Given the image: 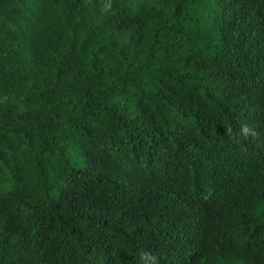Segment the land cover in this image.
Listing matches in <instances>:
<instances>
[{
  "label": "trees",
  "instance_id": "trees-1",
  "mask_svg": "<svg viewBox=\"0 0 264 264\" xmlns=\"http://www.w3.org/2000/svg\"><path fill=\"white\" fill-rule=\"evenodd\" d=\"M142 252L264 264V0H0V264Z\"/></svg>",
  "mask_w": 264,
  "mask_h": 264
},
{
  "label": "clouds",
  "instance_id": "clouds-1",
  "mask_svg": "<svg viewBox=\"0 0 264 264\" xmlns=\"http://www.w3.org/2000/svg\"><path fill=\"white\" fill-rule=\"evenodd\" d=\"M240 132L244 138H248L249 136L256 137L258 135L256 133V131L254 130V128L250 127L248 124L242 125ZM225 134L228 135L232 139H236V137H234L232 135V129L231 128L226 129ZM141 256H142V258L146 257V258L150 259L152 261V264H159L157 257L152 256L150 253H143L142 252Z\"/></svg>",
  "mask_w": 264,
  "mask_h": 264
}]
</instances>
